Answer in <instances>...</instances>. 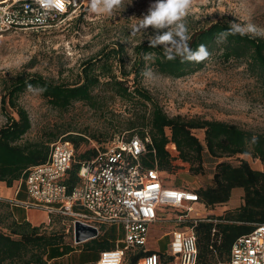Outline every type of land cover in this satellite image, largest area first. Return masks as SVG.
<instances>
[{"label":"trees","instance_id":"16d2710c","mask_svg":"<svg viewBox=\"0 0 264 264\" xmlns=\"http://www.w3.org/2000/svg\"><path fill=\"white\" fill-rule=\"evenodd\" d=\"M232 25L220 20L198 28L187 36L181 48L178 44H172L169 49L161 44L150 46L149 41L137 43L132 48L134 59L129 69L123 60L125 49L122 43L105 46L96 56L81 62L77 79L72 83L55 82L38 73L24 72L2 80L0 103L5 122L0 126V182L11 187L13 182L24 178L28 168L47 159L49 146L56 141L53 139L65 134V131L52 133L46 140L23 139L31 122L28 112L18 102L22 92L36 88L49 105L58 110L82 102L104 114L109 103L118 101L126 116L117 123L128 131L127 136L143 138L147 134L150 137L142 157L143 164L152 167L155 161L161 172H170L175 168L173 160L180 159L189 163L191 174H197L201 171L202 155L206 150L210 157L219 161L211 182L195 189L200 203L213 208L227 203L234 189H242L239 206L225 210L220 216L211 214L194 226L198 246L195 264H227L233 241L249 233L255 223L264 222V171L251 168L243 159L233 165L223 158L248 154L264 164V131L253 132L216 119L170 116L142 86L141 78L147 66L163 76L182 77L202 69L208 58L218 55L225 61L231 58L244 61L264 87V36L237 33L222 37L221 33L227 32ZM200 45H205L209 53L203 60L195 58ZM180 50L183 55L177 54ZM169 53L173 59H169ZM185 56L192 58L186 59ZM13 112L16 116L12 115ZM193 130L203 131L202 141ZM61 138L71 141L75 149L81 141H86L82 136L72 134ZM169 143L174 144L176 157L168 151ZM95 152L93 148H85L78 154V159ZM76 170L77 164H74L68 179L70 184L74 182ZM19 196H24L23 184L16 194L17 200H22ZM13 210L10 203L0 199V264H47L71 250L65 238L69 234L63 217L50 215L46 223L36 225L25 218L17 219ZM215 218L220 221L207 220ZM60 221L63 225L54 228L53 223ZM213 227L219 241L211 237ZM84 244L82 251L85 254L79 256L80 263L95 262L99 251L112 247V243L101 236ZM126 256L127 264H136L139 253L129 251Z\"/></svg>","mask_w":264,"mask_h":264},{"label":"rangeland","instance_id":"374dc122","mask_svg":"<svg viewBox=\"0 0 264 264\" xmlns=\"http://www.w3.org/2000/svg\"><path fill=\"white\" fill-rule=\"evenodd\" d=\"M84 1L81 17H78L80 13H74L44 29L12 32L0 37V99L1 81L20 72L38 73L55 82H74L81 62L96 56L105 46L122 43L125 49L123 60L126 69H129L134 59L132 48L137 43L150 41L157 35L156 30L151 27L137 30L143 15L154 0H122V5L111 15L93 12L90 9V0ZM220 20L244 29L248 25H254L258 32L264 33V0H192L181 22L187 29L188 36L192 31ZM183 44L184 41L181 40L178 48ZM161 45L170 49L172 44ZM147 64L148 62L146 66ZM148 70H151L152 77L142 75L141 84L168 115L216 119L253 132L264 131V87L244 61L233 58L225 61L214 55L208 58L202 69L178 78L163 76L151 66H147L144 72ZM18 102L28 112L31 122V128L23 139L46 140L52 133L64 131L63 135L82 136L86 141L80 142L76 149V158L85 148H100L115 134L128 135V131L121 129L117 123L126 116L118 101L109 103V109L104 114L94 111L82 102H74L66 110H58L49 105L38 89L29 88L19 95ZM12 115L16 116L14 112ZM4 122L5 116L0 103V126ZM193 132L203 140L202 130ZM63 135L53 140H58ZM168 150L177 154L174 146L170 144ZM223 159L233 165L243 159L251 168L264 171V164L248 154ZM218 161L219 159L210 157L205 150L202 155V168L197 174H191L189 163L175 159V168L170 172L162 171L161 176L177 186H206L211 182ZM15 186L16 182H13L10 188L13 197ZM242 194V189L236 188L227 203L213 208L200 205L195 209L201 216H220L225 210L239 206L242 203ZM24 198L25 196H19V199ZM13 200L14 198L6 201L12 203ZM18 207H13L15 217L22 215ZM29 216L36 219L33 214ZM64 222L67 223L68 220ZM61 225V221L53 223L56 229ZM170 228V224H165L152 229L147 243L148 249H164L168 238L158 243V235L163 229ZM101 237L114 241L122 237V233H117L116 227H111ZM65 238L74 244L70 235ZM127 263L126 256L122 264Z\"/></svg>","mask_w":264,"mask_h":264},{"label":"built area","instance_id":"2783aa9c","mask_svg":"<svg viewBox=\"0 0 264 264\" xmlns=\"http://www.w3.org/2000/svg\"><path fill=\"white\" fill-rule=\"evenodd\" d=\"M84 7V0H58L50 8L40 0H0V37L44 29ZM149 142L147 134L143 138L115 134L100 148L95 146L94 154L78 159L73 143L60 138L50 144L47 159L28 168L24 178L16 182L15 195L23 184L25 198L13 200L12 205L68 220L65 230L75 245L80 244L74 241L75 222L96 229L94 238L116 227L122 237L108 240L112 247L99 251L95 264H122L129 251L139 253L136 264H195L198 246L194 226L207 217L195 209L202 205L197 187L170 184L155 161L152 167L143 164ZM74 164L77 170L70 184ZM165 224L171 228L163 229L157 241L168 238L167 246L149 250L150 231ZM211 237L219 241L215 227ZM227 264H264V222L255 223L249 233L233 241Z\"/></svg>","mask_w":264,"mask_h":264},{"label":"clouds","instance_id":"9594fccd","mask_svg":"<svg viewBox=\"0 0 264 264\" xmlns=\"http://www.w3.org/2000/svg\"><path fill=\"white\" fill-rule=\"evenodd\" d=\"M58 0H40V3L47 7H53ZM192 0H154L150 4L146 14L143 15L138 29L153 28L156 30L157 35L153 36L149 41L150 46H156L158 44H178L180 41L187 40V29L181 22L186 15ZM122 5V0H90V9L93 12H102L111 15L113 11ZM245 35L251 33L252 35H264V33L258 32L254 25H248L247 29L241 28L239 25H232L230 29L225 33H221L222 37L228 34ZM177 38H180L177 40ZM177 54L183 55V51H177ZM169 59H173L174 56L170 53ZM209 53L207 52L205 45H200L195 58L203 60L207 58ZM186 59H191L190 56H185ZM145 77L151 78L152 72L148 70L143 73ZM31 87V86H29ZM255 142V138L253 139Z\"/></svg>","mask_w":264,"mask_h":264},{"label":"crops","instance_id":"0c3cea01","mask_svg":"<svg viewBox=\"0 0 264 264\" xmlns=\"http://www.w3.org/2000/svg\"><path fill=\"white\" fill-rule=\"evenodd\" d=\"M10 188L11 187H7L3 182H0V199L9 201L12 200V198H14V200H17L16 195L13 197L14 194L10 190ZM10 204L12 205V203ZM12 206L14 207V205ZM18 209L22 211L21 217H16L19 220L21 218H25L26 220L30 221L32 224H36V225L42 222L44 223L47 222L48 217L42 212L28 211V210H24L22 207H18ZM29 214L35 215V218L38 220L32 219L29 216ZM84 245H85L84 243L75 245L69 242V246L71 247V250L61 257L48 261L47 264H95V262L80 263L79 256L85 254V251H82Z\"/></svg>","mask_w":264,"mask_h":264},{"label":"water","instance_id":"95a60500","mask_svg":"<svg viewBox=\"0 0 264 264\" xmlns=\"http://www.w3.org/2000/svg\"><path fill=\"white\" fill-rule=\"evenodd\" d=\"M97 236L96 229L84 225L80 222H75L74 224V241L76 243L84 242L88 239L94 238Z\"/></svg>","mask_w":264,"mask_h":264}]
</instances>
